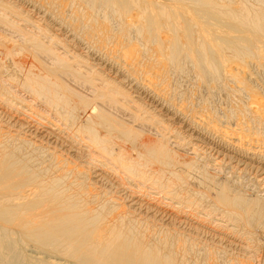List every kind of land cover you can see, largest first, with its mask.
Returning a JSON list of instances; mask_svg holds the SVG:
<instances>
[{
  "label": "bare ground",
  "instance_id": "bare-ground-1",
  "mask_svg": "<svg viewBox=\"0 0 264 264\" xmlns=\"http://www.w3.org/2000/svg\"><path fill=\"white\" fill-rule=\"evenodd\" d=\"M17 3L0 264H264V0Z\"/></svg>",
  "mask_w": 264,
  "mask_h": 264
},
{
  "label": "rangeland",
  "instance_id": "rangeland-1",
  "mask_svg": "<svg viewBox=\"0 0 264 264\" xmlns=\"http://www.w3.org/2000/svg\"><path fill=\"white\" fill-rule=\"evenodd\" d=\"M6 1H7V3H10L11 5L10 6H14V7H16V8H20V9H22V10H24V11H32L33 13H34V15L37 17V13H38V11H36V10H34V9H32V8H27L28 7V5H25V6H23L21 3V5H19L18 3H17V0H15V2H13V3H16L17 5H15V4H13L11 1H9V0H0V4L2 5V4H7L6 3ZM19 2V1H18ZM252 2V1H251ZM253 3V2H252ZM28 9V10H27ZM2 13H5L4 11L2 12ZM6 17H8V19L9 20H12V21H15L16 23L17 22H19V24L20 25H23L22 24V22H20L18 19H16L15 17H12L13 15H12V12L10 11V9H7L6 10ZM29 14L31 15V13L29 12ZM15 19V20H14ZM49 23H51V22H49ZM52 24V23H51ZM2 26H4V27H6L5 25H2ZM7 28V27H6ZM5 30H7V29H5ZM105 50V49H104ZM110 75L111 76H113L114 77V75L112 74V73H110ZM21 96L22 97H24V95L23 94H21ZM27 97V96H26ZM140 98H142L143 100L141 101L143 104H145L148 108L149 107H151L152 109H153V104L151 103V101L149 100V98L148 97H146L145 95L144 96H139ZM25 98V97H24ZM161 118H163V119H165L166 120V125H167V127L168 128H170L171 130H173V131H175V132H178V133H182V135H184V136H189L190 134H191V130H189L188 128H185V129H183V127L181 126V124H180V120H168V117H163V116H161ZM169 124V125H168ZM184 124L186 125V124H188L187 123V121H185L184 120ZM186 129H188V130H186ZM181 131V132H180ZM207 152H209V151H207ZM212 150H211V155H213L214 154V152H213V154H212ZM186 154V153H185Z\"/></svg>",
  "mask_w": 264,
  "mask_h": 264
}]
</instances>
